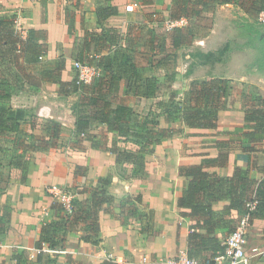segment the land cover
Masks as SVG:
<instances>
[{"label": "crops", "instance_id": "crops-1", "mask_svg": "<svg viewBox=\"0 0 264 264\" xmlns=\"http://www.w3.org/2000/svg\"><path fill=\"white\" fill-rule=\"evenodd\" d=\"M43 1L42 4L39 0H14V7H21L19 26H27L28 32L30 29L41 30L45 39L41 41L47 42L50 52L56 48V44L64 43L66 58H73L77 37L94 36L88 57L94 63L100 62L101 68L107 71L105 74L123 72L127 75L120 82L119 93L123 94L134 92L135 96H140L132 90L136 84L131 77L133 65L142 74V66L146 63L140 64L138 60L159 58L166 47H169V43L172 48L177 49L197 39L196 43L201 51L208 53L232 40L246 38L242 35H225V29L233 26L230 21L219 24V18L223 16L221 9L239 5V0L218 3L222 8L216 12L210 33L208 31L204 37L196 34L188 44L177 48L173 46L170 37L172 34L167 37L164 35L163 26H166V20L170 18L174 0ZM254 2L257 5V0L241 2L244 14H248L250 8H245L246 4L251 6ZM132 4H136L135 9L128 11L127 6ZM107 5L116 6L118 14L99 19L96 9ZM69 22L74 25L73 32L70 31ZM187 24L188 21L180 27ZM220 27L224 28L222 32ZM75 28L78 29L76 34ZM27 35L28 33L24 38ZM246 39L248 42L264 43V36H249ZM19 48L15 54L16 57L17 53L20 54V61L23 57L29 62H36L31 57H25L21 44ZM244 49L246 50L245 46L230 49L223 62L220 61L223 63L222 70L215 66L219 61L214 65L206 64L211 69L206 72L208 79L221 77L228 79L230 84L225 106L218 116L217 127H190L181 116L168 121L163 113L160 127H169L175 131L172 136L148 149L143 164L123 159L118 161V154L122 150L115 146L116 143L114 146H106L100 138L107 134L121 137L107 125L99 123L87 129L85 135L78 132L84 136L80 145L69 143L52 151L17 149L15 155L28 151L32 156L23 166L18 165L15 160L9 162V183L4 184L0 176V225L4 224L0 226V264H48L50 259L57 260V264H111L106 259L108 252L122 254L132 264L144 256L148 258L147 264H169L170 258L181 251L187 252L188 236L197 220L184 214L189 210L178 206V198L189 183V178L180 174V167L216 159L219 164L207 165L206 169L227 177L233 175L238 167L248 169L249 157H252L257 166L256 177L258 180L264 179V139L259 140L260 127L256 125L259 121H248L246 118L248 108L255 103L252 102L253 95L264 96V56L252 61L246 60L247 52ZM16 60L17 58L13 60L14 63ZM66 63L60 78L62 82H71L73 74L72 79L69 76L68 60ZM17 64L21 66L18 61ZM159 68L163 70L161 64ZM21 71L18 68L16 77L19 80L15 77L16 89L12 98L17 97V94L20 97L33 94V91L24 89ZM159 78L157 82L160 87ZM192 80L188 79V82ZM46 82L60 86L55 81ZM114 103L128 105L140 113L136 108L138 105L135 106L133 102ZM158 103L152 102L150 106L154 110L158 108L159 119L162 114ZM257 103L264 110V102ZM13 106L16 107L15 104ZM27 106L29 105L23 104L20 108ZM147 109L150 111V108ZM149 115L147 114L148 117ZM99 133H102L101 136H98ZM5 168L3 166L4 170ZM102 178L108 181L107 184L100 182ZM52 185L67 186L81 200L90 198L98 188L105 189L111 196L99 213L98 244L85 241L82 238L85 226L78 224L69 232L62 247L44 246L40 251L37 242L40 240L42 226L58 215L52 209L53 200L48 192ZM226 204L227 200H220L214 203V208L220 211ZM245 215L243 210L231 211L227 216L228 223L216 230L222 242ZM253 247L264 249V218H256L250 225L246 244V250L250 254L248 264H264V255L253 252Z\"/></svg>", "mask_w": 264, "mask_h": 264}, {"label": "trees", "instance_id": "trees-1", "mask_svg": "<svg viewBox=\"0 0 264 264\" xmlns=\"http://www.w3.org/2000/svg\"><path fill=\"white\" fill-rule=\"evenodd\" d=\"M188 1H174V7L170 12V18H180L182 16L188 18V24L185 27L175 28L171 32L172 43L176 48L188 44L190 38L197 34V26L192 22V17H196L199 20L202 16L214 11L215 5L218 3H228L232 0H191V2L193 1L192 6L189 5L191 2ZM251 6L248 9V14L255 17L256 14H259L264 9V0H257V5L254 2ZM197 7L201 8L202 11L201 9L198 10ZM96 13L99 19H107L117 15L118 8L114 5L100 6L96 9ZM13 21L6 22L3 17L0 20V49L3 50V47H5L2 43L9 44L7 50L4 48L6 54H2L0 51L2 60L8 57H12V60H15V52L20 49V44L25 57H31L35 61L40 56L48 53L47 42L41 41L45 40L41 30L30 29L27 37L23 38L14 32L15 22ZM69 25L70 31L73 32V23L69 22ZM1 30L5 32L2 37ZM7 30L9 33L6 32ZM94 40V36L77 37L74 42L73 59L101 67L100 62L96 64L93 60L91 61L92 58L89 59L88 57L90 44ZM63 69L64 63L58 66L50 64V67H45L40 71V75L44 81L59 83L61 86L60 92L65 95L79 92L83 88L84 92L80 106L84 110L77 117L76 128L78 132H86L87 129L96 123L104 124L110 130L116 131L121 138L127 139L129 136L131 137L130 139L136 138V141L132 140L133 144L141 146L137 149L122 150L118 154V161L123 159L126 162L143 164L147 150L174 133L175 130L169 127L154 128L149 125V121L143 122L139 119L140 117L144 120L149 119L148 116H141L140 113L128 105L114 103L110 96L119 93L120 82L127 76L123 72L104 73L103 76H99L90 84H78L77 72L73 81L62 82L60 75ZM131 70V77L134 78V84L136 83L134 85L136 87L132 90L143 97L155 96L159 88L157 80L144 79L134 65ZM229 89V80L225 78L195 80L190 85L187 97L188 102L184 107L181 106V108L178 107L175 110H171L170 102H159V109H166L163 113L166 114L168 121L181 116L183 121L190 127L214 129L218 125V116L225 106ZM9 97V95L0 94V98ZM252 102L255 103L248 108L246 118L248 121H259L256 123L260 127L259 140H263L264 110L259 107L257 102H264V96L254 94ZM157 110L158 108L153 110V114ZM24 121H26V116L23 110L0 106V134L17 132ZM53 125L55 132L47 134L46 140L43 138L41 139L42 141L49 143L50 138L58 137L60 123L53 122ZM33 127L35 126L33 125ZM30 137L38 144L27 145L22 140L20 145L38 150L46 148L40 147L37 140L40 138L39 136L31 134ZM15 156L18 155L16 154ZM15 162L20 166L24 165L20 158H17ZM216 164H219L216 159H208L202 164L182 166L179 170L182 176L189 178V183L178 198V206L189 210V212H184V214L197 220V224L192 226L188 236L187 254L190 258L202 262H211L216 254L223 251L224 246L216 230L221 225L228 223L227 216L232 210L245 211L249 216L250 224L256 218H264V179L258 180L256 177L257 166L253 158L249 157L248 169L238 167L233 175L227 177L220 176L217 172L206 169L207 165ZM100 182L107 184L108 181L102 178ZM110 199L111 196L107 194L105 189L98 188L93 191L90 198L83 200L75 198L72 214H65L59 204H53L52 209L58 215L55 219L43 224L40 240L37 242L40 251L42 252L44 246L49 248L62 247L69 232L74 230L78 224H84L85 226V234L82 238L85 241L98 244L99 240L97 237L100 230L99 213L103 205ZM220 200H227L228 204L222 210L216 211L214 203ZM7 218V221H9V217ZM18 264L20 263L18 262ZM48 264H57V260L50 259Z\"/></svg>", "mask_w": 264, "mask_h": 264}, {"label": "rangeland", "instance_id": "rangeland-1", "mask_svg": "<svg viewBox=\"0 0 264 264\" xmlns=\"http://www.w3.org/2000/svg\"><path fill=\"white\" fill-rule=\"evenodd\" d=\"M179 1L182 2L183 0ZM189 1L191 2V0ZM242 1L243 0H239V5L235 4L233 7L225 6L223 9H221V14H223V16L221 15V17L219 18V24H221L223 21H230V24L233 25L231 26V28L227 27L225 29V35H242L246 38H248L249 36H264V24L259 22L258 14H256L255 17H252L247 13L244 14V8H242L241 6ZM13 2L14 0H0V20L1 17H3L6 22H11L12 20H14V32H16L17 35L23 36L24 38L28 33V28L23 24L19 26V19L21 17V15L19 14V8L21 7L19 5L14 7L15 5L13 4ZM39 2H41L42 4L44 3L43 0H39ZM189 5L192 6L193 1ZM249 7L251 8L252 6L247 3L245 8ZM197 8L198 10L201 9L199 7ZM219 8H222L220 4L215 5V10L205 15L207 18L205 16H202L198 20L196 17H192V22H194V24L197 26V35H199V37L206 36V33L209 31V29L212 28V25L214 26L216 12ZM180 18H185V20L188 21V18L185 16ZM180 18L169 19L176 20ZM163 26L165 31L164 35L166 37L170 35L173 29L180 27L177 26L172 29H167L165 25ZM1 29L3 30V28ZM2 30L1 37L5 33L2 32ZM8 30L6 31L7 33H9ZM223 30L224 28L220 27V32H222ZM77 32L78 29L75 28L74 34H76ZM246 38L239 39L238 41L232 40L233 43H226L218 49L210 51L208 53L201 51L202 49H200L199 45L196 43L197 39H194L192 43L177 49L172 48L171 44L169 43V47H166L165 52L163 51L164 53H161L162 55L159 58L153 57L151 58V60H143L139 58L140 60H138L140 64L146 63V65H143L141 69V75L144 79L158 80V77H160V87L155 97L146 99L145 97L142 98L141 96H135L134 92H129L127 94H123L120 92L117 95L112 94L110 98L113 99L114 102H133L135 106L137 104L138 106H136V108L137 110H140L141 116H147V114H150L149 119L144 120L141 117L139 119L143 122L149 121V125L154 128L160 127L163 121V111H166V109H161L162 115L160 116L159 120L157 118V114L159 113V111H156L155 114H153L154 109L153 107L151 108L150 104L152 102H170L172 106L171 110H175L178 107L181 108V106L184 107L188 102L187 97L191 83L195 80L208 79V74L206 72L207 70L209 71L211 69H208V67H206V64L214 65L213 63H216L217 61L223 62V58L230 49L233 50L236 47L239 48L243 46L246 47V50L244 49L247 52L245 53L246 60L252 61L256 57L264 56V43L261 44L258 41L248 42ZM2 44H4L5 47H3V50L0 49V51L2 54H6L4 48H6L7 50L9 44L5 42ZM55 47L56 48L52 50V52H50V49H48V53L46 54L47 56H40L34 63L29 62V60L23 57L20 61L19 53H17L16 63H14L12 57H8L2 60V57L0 56V92H2L3 95L10 96L9 98H0V106H9L15 110H23L26 116V121L21 123L20 129L17 132L15 131L7 134H0V176L4 184H6V182L9 183L10 181L7 175L9 173V171H7L9 162L14 160L15 158H20L22 163H24L25 165L32 156L28 151H23L21 154H19L20 156H15V152L17 149L20 150L21 148L22 150H26L28 148L26 146L20 145L22 140H24L25 144L27 145L38 144L32 137H30L31 134H36L40 137L39 139H37L40 147H46L42 149L43 151H52V149L54 148L62 147L69 143L80 145L82 143V139L84 138V136L78 133L75 124L78 114H81L84 110L80 106V102L84 92L83 88H81V90L76 93H69L66 95L60 94V86H58L57 84L53 86L52 83H47L46 81L42 80V77L40 75V71L45 67H50V64L58 66L64 63L66 67V62L68 60L70 66L69 76L72 78L73 74V78L75 79L76 73L74 69V60L70 56L66 58V47L64 43H58ZM92 60L93 59H91V61ZM17 61L21 66H18ZM222 62L215 65L219 70H222ZM96 64H98V61L96 62ZM160 64L162 65L163 70L159 68ZM18 68L20 69V71L22 69L21 80L24 82V89L26 91H33L32 96H30L31 94L30 92H28L30 95L23 94L24 96L20 97L19 94H17V97L15 96L14 98H12L16 89L15 80H19L16 77ZM99 68L101 72L100 76H103L107 71H105V68L103 67ZM188 79L193 80L188 82ZM14 104L16 105V107L13 106ZM23 104H27L29 106L20 108V106ZM47 107H49V109H47ZM147 108H150V111H148ZM53 122L60 123L58 137L54 139L50 138L49 143H47L46 141H42L41 139L43 138H45L44 140H46L47 134L55 132ZM33 125H35V127H33ZM101 134L102 133H99L98 136H101ZM130 138V136L127 139L118 138L114 135L107 134L105 137H101L100 140L106 146H111V144L113 145L114 143H116L115 146L120 150L134 148L137 149L141 147L140 145L133 144L132 140L136 141V138ZM3 166L6 167V170L3 169ZM2 169L4 171H2ZM2 189H4V187ZM73 192L76 198L77 194L74 190ZM147 216H149V213H147ZM3 225L4 224L2 223L0 226Z\"/></svg>", "mask_w": 264, "mask_h": 264}, {"label": "built area", "instance_id": "built-area-1", "mask_svg": "<svg viewBox=\"0 0 264 264\" xmlns=\"http://www.w3.org/2000/svg\"><path fill=\"white\" fill-rule=\"evenodd\" d=\"M136 4L128 5L127 10L133 11ZM259 22L264 24V9L258 14ZM186 24L185 18L176 20H166V27L172 29L177 26ZM74 68L77 72L78 84H90L101 75L100 68L88 62L75 61ZM85 135V132L82 133ZM48 192L52 197L53 204H59L63 208L65 214H72L74 210V192L65 185H52L48 188ZM249 216L246 214L240 219L237 226L229 233L222 242L224 249L216 254L211 262H202L194 258H190L186 251L179 252L176 256L169 259V264H248L250 254L246 250L247 234L250 227ZM252 251L264 255V249L253 247ZM106 259L111 264H132L122 254L114 252L106 253ZM148 258L143 257L140 261L133 264H147Z\"/></svg>", "mask_w": 264, "mask_h": 264}]
</instances>
